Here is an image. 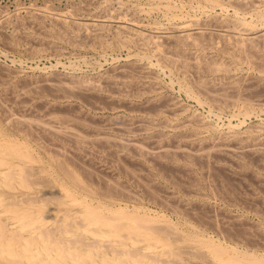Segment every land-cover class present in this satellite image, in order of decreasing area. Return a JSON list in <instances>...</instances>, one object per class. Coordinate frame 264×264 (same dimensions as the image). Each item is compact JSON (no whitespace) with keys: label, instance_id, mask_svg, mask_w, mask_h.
Here are the masks:
<instances>
[{"label":"bare ground","instance_id":"1","mask_svg":"<svg viewBox=\"0 0 264 264\" xmlns=\"http://www.w3.org/2000/svg\"><path fill=\"white\" fill-rule=\"evenodd\" d=\"M158 3L121 4L99 24L52 16L46 8L23 24L24 41L39 45L30 49L34 56L60 44L92 48L101 58L129 53L91 78L53 65L29 78L0 65V264H264V120L247 125L264 114V0ZM154 13L165 24L141 22ZM19 37L13 34L5 46L16 50ZM162 75L211 116L229 112L237 124L229 120L223 131L205 115L189 116L187 106L167 96ZM80 104L126 114L104 119ZM121 162L149 204L175 219L144 206L142 197L98 169ZM245 178L251 197L230 182ZM188 193L198 200L179 198ZM211 194L260 220L250 223L223 207L220 224L205 201Z\"/></svg>","mask_w":264,"mask_h":264},{"label":"rangeland","instance_id":"2","mask_svg":"<svg viewBox=\"0 0 264 264\" xmlns=\"http://www.w3.org/2000/svg\"><path fill=\"white\" fill-rule=\"evenodd\" d=\"M84 0H0V23L2 24H0V65L2 66V68L3 67H5V65H7L5 68H8V67H10L11 69H13V70H16V69H18V68H20V69H18V70H22L21 71V73L22 74H24V76H29V78H30V75H31V77L33 76V75H35V76H33V77H35V78H38V77H40L41 76V69H44V68H49L50 66L51 67H57L56 69H57V71L59 72V73H63V72H65V74H74V75H76V76H81V77H93V76H96L97 74H99V72H104V71H106V72H108V71H110L112 68H113V65H112V59L113 58H116V59H120L119 61H124L125 60V58L127 57V55H128V53H129V51L128 50H126V49H122V50H117V51H112V54L110 53V52H108V53H110V54H105V56H103L102 58L100 57L101 55L100 54H97V51L96 50H93L92 48V50L91 49H89V48H78V47H72V45H68V44H66V45H63V44H60V45H58V47L60 48V52H59V54H61V55H63V56H61V55H59L56 51H58L57 50V48H56V50L55 51H53L54 49H50V50H52V51H50L49 52V48H47L46 50L47 51H43L42 53L43 54H35V56H34V54L33 53H31L30 52V49L34 46V47H39V45L37 44V43H32V42H30V43H28L26 40V42L24 41V37H25V35H24V32H23V30L26 28L25 27V25H29L30 24V18H31V15L30 14H32V15H36V12L38 11V13H42V12H44V11H46V10H48L49 8H50V10L49 11H51V13L53 14V13H59V15L62 13L63 15L65 14V16L66 17H69V18H74V17H77V18H75V19H77V22L78 21H80L81 20V18L82 19H88V20H90V22L92 21V22H95V24H99L100 22H103V20L104 21H106V20H110L111 18H110V16H114L115 17V15H117L119 12V6L121 7L122 5H126L124 8H126V9H129V7H130V9H133V8H136V7H139V6H141L142 8L145 6L146 8H147V6L148 7H150V6H152V5H158L159 3V1H163V2H172V3H177V4H180V3H188V0H89L88 2L85 0V2H83ZM99 1V2H98ZM106 1H107V3H106ZM137 1V2H136ZM110 2V3H109ZM118 2V3H117ZM158 4H157V3ZM86 3V4H85ZM94 5H93V4ZM106 3V4H105ZM126 3V4H125ZM134 3H135V6H134ZM139 3V4H138ZM96 4H98V5H96ZM103 4V5H102ZM119 4V5H118ZM122 4V5H121ZM138 4V5H137ZM47 5H48V7H47ZM85 5V6H84ZM93 5V6H92ZM100 5H102V6H100ZM118 5V6H117ZM133 5V6H132ZM114 8H113V7ZM129 6V7H128ZM133 8H132V7ZM82 7H84V8H82ZM106 7V8H105ZM118 8V11H115V10H117V8ZM144 7V8H145ZM46 8H48V9H46ZM52 8V9H51ZM73 8H75V9H73ZM103 8H104V10H103ZM109 8V9H108ZM29 9V10H28ZM36 9V10H35ZM55 10H57V11H55ZM72 10H74L73 12H72ZM84 12H83V11ZM96 10V11H95ZM103 10V11H102ZM106 10V11H105ZM112 10V11H111ZM33 11H35V13L33 12ZM40 11V12H39ZM60 11V12H59ZM64 11H65V13H64ZM79 12L80 13V15H79V13H75V12ZM98 11V12H97ZM100 11V12H99ZM231 12H232V10H230ZM230 11H228V15L229 16H231L233 13H231ZM28 12H29V15H28ZM31 12V13H30ZM72 12V13H71ZM82 12H83V14H82ZM106 12V13H105ZM109 12V13H108ZM20 13V14H19ZM37 13V14H38ZM69 13V14H68ZM90 13V14H89ZM231 13V14H230ZM51 14V15H52ZM68 14V15H67ZM70 14H72V15H70ZM97 14H98V16H97ZM101 14V15H100ZM157 13H154V15H145V14H143L142 15V19H141V22H143L144 24L146 23V25H151V24H153V23H156V22H162V24H165L164 22H165V18L163 17V15H161V14H157ZM8 15V16H7ZM10 15V16H9ZM19 15V16H18ZM56 14H53L52 16H55ZM79 15V16H78ZM105 15V16H104ZM15 16V17H14ZM17 16V17H16ZM81 16H83V17H81ZM87 16V17H86ZM95 16V17H94ZM9 19H8V18ZM28 17V18H27ZM97 17V18H96ZM99 17V18H98ZM106 17V18H105ZM205 16H201L200 17V19L201 20H205V18H204ZM21 18V19H20ZM102 18V19H101ZM145 18V19H144ZM146 18H147V20H146ZM152 18V19H151ZM160 18V19H159ZM250 18V17H249ZM101 19V20H100ZM156 19V20H155ZM163 19H164V21H163ZM3 20H4V22H3ZM20 20V21H19ZM21 20L23 21H25V23H24V21H23V23L21 22ZM66 20H68V19H66ZM96 20V21H95ZM154 20V21H153ZM2 21V22H1ZM7 21L9 22L8 23V25H5L4 23H7ZM69 21V20H68ZM13 22V23H12ZM16 23V24H15ZM22 23V24H21ZM29 23V24H28ZM15 24V25H14ZM23 24H25L24 25V27H23ZM48 24H50L49 22H48ZM47 24V25H48ZM5 25V26H4ZM21 25V26H20ZM4 26V27H3ZM13 26H17L15 29H14V27ZM31 29H33V30H35V26H29ZM19 28V29H18ZM5 29V30H4ZM13 29V30H12ZM21 30V31H20ZM37 30V29H36ZM2 31V32H1ZM25 31V30H24ZM16 32V33H15ZM21 32V33H20ZM5 33V34H4ZM13 34H17V36L20 38V40H22L21 41V45L16 49V50H11V49H9L7 46H5L6 44H4V42L6 41V39H9V38H11V36L13 35ZM18 34H20V35H18ZM21 35L23 36L22 38H21ZM112 38V34L111 35H109V39H111ZM3 42V43H2ZM23 43V44H22ZM27 44V47L25 46L26 44ZM34 44V45H33ZM30 45V46H29ZM33 45V46H32ZM4 47V48H3ZM46 47V46H45ZM44 47V48H45ZM64 47V48H63ZM7 48V49H6ZM41 48V47H40ZM72 48V49H71ZM27 49V50H26ZM61 49H62V51H61ZM11 50V51H10ZM45 50V49H44ZM133 52H135V49H133L132 50ZM30 52V53H29ZM57 54H56V53ZM62 52H63V54H62ZM3 53H4V55H3ZM6 53H7V55H6ZM79 53H80V56H79ZM1 54L3 55V56H1ZM31 54V55H30ZM10 55V56H9ZM52 55V56H51ZM96 55V56H95ZM216 54H213V56L210 54L209 56L211 57H214ZM45 56H46V58H45ZM95 56V57H94ZM98 56V57H97ZM217 56V55H216ZM84 57V58H83ZM92 57V58H91ZM106 58H108V59H106ZM215 58V57H214ZM9 59V60H8ZM75 59V61H73ZM86 59V60H85ZM88 59H89V61H88ZM98 59V60H97ZM124 59V60H123ZM21 60H23V61H21ZM71 60V61H70ZM83 60H85V62L83 61ZM94 60H97V61H99V64H98V62L96 63V62H93ZM104 61H105V64H104ZM77 62H79V63H77ZM13 63V64H12ZM19 63V64H18ZM61 63V64H60ZM88 63V64H87ZM89 63H91L90 64V66H89ZM96 63V64H95ZM103 65H102V64ZM21 64H22V66H21ZM57 64V65H56ZM60 66H59V65ZM72 64H76V66H78V67H75L74 69H76V71L73 69V67H70V65H72ZM78 64V65H77ZM83 64V65H82ZM98 64V65H97ZM101 64V65H100ZM53 65V66H52ZM56 65V66H55ZM62 65V66H61ZM66 67H65V66ZM80 65V66H79ZM88 65V66H87ZM99 65H100V67H99ZM0 66V67H1ZM29 66V67H28ZM31 66V67H30ZM35 66H39L38 68H36ZM44 66V67H43ZM64 66V67H63ZM13 67V68H12ZM18 67V68H17ZM43 67V68H42ZM15 68V69H14ZM34 68V69H33ZM78 68H80L79 70H78ZM92 68V69H91ZM98 68H100L99 70H98ZM39 69V70H38ZM63 69V70H62ZM83 69V70H82ZM95 69H97V70H95ZM25 70V71H24ZM72 72H70V71ZM75 73H74V72ZM83 71V72H82ZM94 71V72H93ZM99 71V72H98ZM68 72V73H67ZM106 72H104V73H106ZM93 73V74H92ZM95 73V74H94ZM246 74L247 73H244L242 76H246ZM89 75H91V76H89ZM163 76V75H162ZM161 81H162V84H163V81H165L166 83H164L163 84V86H164V88L167 90V96L169 97H171V98H174L175 97V99L177 100V101H179V103H181L182 105H183V107H184V105L185 106H187V107H185L186 109H188V115H189V113L191 114V115H193L194 113L196 114V115H198V113H199V115L200 116H202L203 115V117H204V115H205V118H207L213 125L215 124V125H217L221 130H223V131H225L226 129H227V124H228V122H230L229 120H231V113H229V112H227L226 114L224 113V114H221L220 115V117H217V116H215V114H214V116H213V114H212V116H211V114L209 113V111H208V107L207 106H200V105H198L195 101H192L190 98H189V100H188V98H187V96L184 94V93H181V91H179L180 89H179V87L175 84H173V83H170L171 82V78H169L168 76H163V77H161ZM168 83H170V84H168ZM168 84V85H167ZM171 84H173V85H171ZM168 86H171V89L170 88H168ZM179 91V92H178ZM50 100H53L52 102H54V99H52V98H50ZM184 101V102H183ZM80 106H81V108L85 111V112H89V110H90V108L85 104V105H83V104H80ZM199 112H198V111ZM90 112L92 113V115H96V116H99L100 118L102 117V115H103V117L102 118H104V116H105V118L106 119H114V120H117L116 118H118V116L119 117H123V115H125L126 113H125V111L124 110H120V109H118V111L116 110L115 112H113V110H103V111H93V110H90ZM193 113V114H192ZM201 113V114H200ZM203 113V114H202ZM191 115H189V116H191ZM262 116H260V117H252V118H250V120H248L247 121V125L249 124V125H251V124H253V125H256V123L257 124H259V122H261V121H263L264 120V114H261ZM104 118V119H105ZM262 118V119H261ZM219 121H218V120ZM232 123L233 124H237V119H233L232 118ZM216 122H218L217 124H216ZM251 123V124H250ZM229 125V124H228ZM225 126V127H224ZM121 135V136H120ZM119 136L120 137H122V138H124L126 135H122V134H120ZM127 138H128V136H126ZM125 137V138H126ZM137 137H140L139 135L137 136ZM124 161H127L126 162V164L130 167L131 166V168H130V171L132 172V170L133 169H137V172L138 173H140V168H135V166H136V164H133V162H131V161H128V160H124ZM123 161V163H125ZM130 162V163H129ZM129 163V164H128ZM105 164V165H104ZM114 164H115V162H114ZM113 163H102V164H100L99 166H98V169L99 170H101V168H102V170L105 172H109V174H111V176H112V180H118L119 181V183H120V185L122 184V186H125L126 188H127V191L128 192H132L131 194H135V195H137L138 194V196H139V198H141L142 197V201H141V203L144 205V206H147L149 209H152V210H154V211H157V212H160V213H163V214H165L167 217L169 216V218H173V219H175L176 218V216L174 215V214H172V212L170 211V210H164V208H162V210H161V207H159V206H154L152 203L151 204H149L150 203V200H148L147 201V194L145 193V192H143V188L142 187H139L138 185H137V182H135L136 180H134L133 178L131 179V177H130V175H128V179L126 178V176H127V173H126V171H125V169H127L126 167H128L127 165H124L123 166V164H122V162L119 164V165H121V166H117L118 168H116V166L114 165ZM132 164V165H131ZM134 165V166H133ZM102 166V167H101ZM123 166V168H125V169H123V168H120V167H122ZM156 166V165H155ZM158 167H159V165H157ZM156 166V167H157ZM162 166H164V165H161L160 167H162ZM112 167V168H111ZM115 167V168H114ZM167 166H165V167H163V168H165L164 170H165V172H169V170L171 169V168H169V166L166 168ZM103 168H106V169H103ZM109 168V169H108ZM162 168V169H163ZM169 168V170H166V169H168ZM120 170L121 171V169H122V171L120 172V171H118V170ZM132 169V170H131ZM101 170V171H102ZM108 170V171H107ZM110 170V171H109ZM125 171V173H124V171ZM139 170V171H138ZM172 170V169H171ZM124 175H123V174ZM173 173V172H172ZM118 174V175H117ZM174 174V173H173ZM114 175H116V176H114ZM132 176V175H131ZM175 176H178L177 174H175ZM130 177V178H129ZM114 178V179H113ZM115 178H117V179H115ZM120 178V179H119ZM235 178V177H234ZM145 181L146 179L144 178V179H141V182L142 181ZM238 180V181H237ZM250 180V179H249ZM248 179H244V181H242V182H244V183H242L239 179H234V180H230V182H232V184L234 183V181H235V183L237 184V183H239V189L240 190H238V191H241V193H245V195H248V190H245V188L246 189H248V185H249V181ZM118 181H113L114 183H117ZM121 181V182H120ZM130 181H132V183L130 182ZM160 181H161V179H160ZM159 181V183H162L163 184V181H161L160 182ZM125 182H128L129 184H127V183H125ZM139 182L140 181H138V184H139ZM118 183V184H119ZM135 183H136V185H135ZM167 183V182H166ZM235 183L233 184L234 186H236L237 187V185H235ZM123 184H125V185H123ZM252 184V183H251ZM161 185V184H160ZM242 185V186H241ZM246 187H245V186ZM138 186V187H137ZM168 186H169V188H168ZM241 186V187H240ZM124 187V188H125ZM137 187V188H136ZM171 186L168 184L167 185V188L170 190V191H172L173 190V193L174 192H176V191H174V189H172V188H170ZM243 187V188H242ZM257 188V186L256 185H254L253 186V188ZM133 188V189H132ZM139 188V189H138ZM131 189V190H130ZM142 191H141V190ZM238 189V188H237ZM133 190V191H132ZM145 191V190H144ZM139 192V193H138ZM137 193V194H136ZM145 194H146V196H145ZM190 193H188V195H189ZM142 195V196H141ZM175 195H176V193H175ZM182 195V194H181ZM180 195V197L179 198H181V197H183L184 199H186V200H184L183 202H185V201H187V200H190V201H187V202H191L193 199L191 198V195H193V194H190L189 196H190V198H189V196H188V199L187 198H185L184 197V195L186 196V194H184L183 196H181ZM186 196V197H187ZM252 195H248V197H251ZM219 197V196H218ZM218 197H217V195H215V196H213L212 194L210 195V197H206V202H207V200H208V202H210L213 206H214V212L212 213L214 216V218H215V216L217 217V221L221 224V221H222V218L223 217H221V211L224 209V208H227L228 210H229V212L232 214V212L234 213V215L236 214V216H242V217H244V215H245V217L244 218H247V219H249L248 220V222H250V223H256V222H258L260 219H258V216H255V214L253 213V212H251L250 213V211L249 210H247L246 211V208H243V206L242 207H240V204H238V206L241 208V209H239V207L236 205V207H235V205L234 206H231V204H228V203H226L225 202V200H220V199H218ZM149 199V198H148ZM198 199H194L193 201H197ZM186 203V202H185ZM227 205H226V204ZM216 206V207H215ZM218 206H222V207H220L221 208V210L219 209V207ZM228 206L230 207V208H228ZM224 207V208H223ZM232 207V208H231ZM237 209V210H236ZM159 210V211H158ZM238 211V212H237ZM242 212V213H241ZM238 213H239V215H238ZM243 213H245V214H243ZM242 214V215H241ZM220 215V216H219ZM257 217V218H256ZM221 219V220H220ZM196 225H199V224H196ZM209 231V230H208ZM209 233L211 234V235H213L214 237H220L222 240H223V236H220V235H218V234H216V233H214V232H212L211 233V231H209ZM263 249V248H262ZM261 249V250H262ZM264 250V249H263ZM262 253H264V251H262Z\"/></svg>","mask_w":264,"mask_h":264}]
</instances>
